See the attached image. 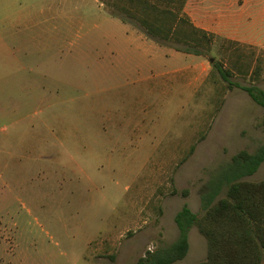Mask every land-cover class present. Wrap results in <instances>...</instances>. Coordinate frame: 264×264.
Here are the masks:
<instances>
[{"label": "rangeland", "instance_id": "1", "mask_svg": "<svg viewBox=\"0 0 264 264\" xmlns=\"http://www.w3.org/2000/svg\"><path fill=\"white\" fill-rule=\"evenodd\" d=\"M105 1L144 18L138 0L132 10ZM145 1L154 15L185 16L187 0ZM195 2L199 16H223L224 36L264 44V0ZM201 43L203 56L169 61L164 47L141 40L104 52L93 39L43 52L36 73L0 65V264H137L173 241L184 204L200 213L199 190L232 156L264 144V109L208 62L264 92V50L216 35ZM243 180L263 181L264 163ZM193 233L175 264L205 260V240Z\"/></svg>", "mask_w": 264, "mask_h": 264}, {"label": "trees", "instance_id": "2", "mask_svg": "<svg viewBox=\"0 0 264 264\" xmlns=\"http://www.w3.org/2000/svg\"><path fill=\"white\" fill-rule=\"evenodd\" d=\"M137 4L144 18L131 17L139 21L148 35L164 44H179L184 53L203 56L200 50L202 39L208 41L215 36L194 28L186 16L179 17L176 22L178 14L174 18L165 11L164 15L157 16L145 0H138ZM162 17L164 20H160ZM208 62L228 89L237 88L245 92L252 102L264 109V92L260 88L233 83L231 70L215 61L214 57ZM233 66L240 75L248 74L242 65L234 63ZM257 72L255 68L252 74ZM263 163L264 144L252 153L242 150L232 156L229 163L199 190L202 215L199 217L184 204L174 217L178 230L176 240L153 252H146L137 264H174L183 260L189 250V232L194 227L207 245L206 258L198 264H264V180L256 183L243 180L255 174ZM177 193L176 189L171 192L173 195ZM181 195L186 197L187 191Z\"/></svg>", "mask_w": 264, "mask_h": 264}, {"label": "crops", "instance_id": "3", "mask_svg": "<svg viewBox=\"0 0 264 264\" xmlns=\"http://www.w3.org/2000/svg\"><path fill=\"white\" fill-rule=\"evenodd\" d=\"M125 1L129 10H132L133 0ZM117 3L120 2H115L116 7ZM195 3V0H187L182 10L186 17L193 18L190 23L194 28L222 36L237 44L252 43L264 50V44H255L244 37L224 36L222 27L225 28V25L221 21L223 16L218 15L213 19L199 16L194 9ZM115 4L113 7L108 6L105 0H0V65L5 68V72L7 68L9 73H36L41 68L39 59L42 58L43 52H59L65 45L74 49L75 42L93 39L102 43L100 49L104 52L116 49L123 40L127 42L141 40L151 46H157L158 49L164 47L161 51L162 58L169 61L170 56L177 59L183 54L187 55L180 50L179 44L170 47L162 40L148 35L145 28L131 17L132 13H129V19L123 17L115 10ZM213 23L217 26L215 27ZM129 49H132V45ZM152 72L155 71L151 70L148 75ZM165 73L147 76L144 80L147 82L156 76L162 77ZM197 215L199 217L202 215L201 210ZM174 217L172 222L175 231L172 242L178 236ZM193 232L194 228L189 232V250L185 258L191 250ZM204 248L206 249V246Z\"/></svg>", "mask_w": 264, "mask_h": 264}]
</instances>
